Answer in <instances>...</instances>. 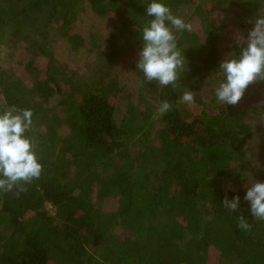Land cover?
<instances>
[{
    "label": "trees",
    "instance_id": "obj_1",
    "mask_svg": "<svg viewBox=\"0 0 264 264\" xmlns=\"http://www.w3.org/2000/svg\"><path fill=\"white\" fill-rule=\"evenodd\" d=\"M212 1L167 0L187 21L198 16L206 38L194 30L178 36L189 68L175 87H158L136 68L145 0H0V50L25 45L32 77L28 85L0 63V111L33 110L25 135L43 164L23 190L0 192V264H209L212 254L218 264H264V220L252 216L245 188L226 190L246 181L254 137L247 111L218 104L209 114L197 100L185 113L181 103L185 87L217 74L223 36L212 11L236 9L250 29L264 0ZM85 7L120 25L81 74L57 58L54 35L78 50L85 40L73 26ZM131 54L145 109L129 101L122 112L116 69ZM164 100L172 108L161 115ZM237 193L241 208L230 212L223 199ZM110 198L117 207L105 211L99 203Z\"/></svg>",
    "mask_w": 264,
    "mask_h": 264
},
{
    "label": "clouds",
    "instance_id": "obj_2",
    "mask_svg": "<svg viewBox=\"0 0 264 264\" xmlns=\"http://www.w3.org/2000/svg\"><path fill=\"white\" fill-rule=\"evenodd\" d=\"M144 3L145 16L149 19L139 29L142 46L136 68L147 82L154 81L158 87H175L189 68L184 48L178 45V36L192 31L193 25L184 15L174 13L167 0H145ZM247 22L252 27L242 34L243 41L238 35L236 47L213 72L220 76L214 87L215 98L225 106L237 105L252 83L264 81V3ZM185 89L181 102L191 104L194 92ZM171 108L172 104L164 100L157 111L163 115ZM33 116L31 108L10 106L0 111V192L23 190L24 184L42 174L43 164L33 147V139L25 135L33 126ZM230 189L231 184L226 185V190ZM244 200L252 216L264 220V180L246 182ZM222 206L230 212L239 211L240 195L237 193L231 198L226 195ZM238 227L247 231L251 224L241 215Z\"/></svg>",
    "mask_w": 264,
    "mask_h": 264
},
{
    "label": "rangeland",
    "instance_id": "obj_3",
    "mask_svg": "<svg viewBox=\"0 0 264 264\" xmlns=\"http://www.w3.org/2000/svg\"><path fill=\"white\" fill-rule=\"evenodd\" d=\"M203 6L211 3L212 0H201ZM191 11V10H189ZM236 9H229L225 6L215 8L210 14V19L216 27L222 32V40L220 43L221 57L220 61L227 58L231 53V48L236 45V38L242 34H246L248 29H244L239 25V18L236 17ZM190 16V13H189ZM188 22L193 25V30L196 31L202 39L206 38L204 33V25L198 16H192ZM120 20L111 16H99L94 14L89 7H85L79 19L73 26V33L79 34L84 40V44L78 49L74 50L66 38L54 35L56 39L55 54L57 58L69 66L73 71L81 74L95 61L96 52L101 47L105 46L106 40L110 33L119 27ZM30 60V54L25 45H20L15 48H3L0 50V63L12 75L23 78L26 84H32V77L27 71V64ZM135 56L133 54L127 56L120 61L116 71L119 74V80L124 86V91L119 96L120 110L124 112L127 108L128 102L138 104L141 110H144V102L139 100L140 80L134 70ZM220 79L219 74H214L205 77L195 89H190L194 93V100L192 103L198 102L206 109L209 114H216L219 112V105L214 95V87ZM153 101L152 97H148ZM182 103V102H181ZM185 106V113H190L193 104ZM238 108L247 111V122L254 131V137L250 143L252 157L247 164L248 171L246 172V181L235 180L231 182V189L238 190L245 188L246 182L254 180H264V83L260 80L252 83L246 91L245 96L241 101L235 105ZM197 113V112H195ZM156 118V115L154 116ZM100 207L105 211L114 210L117 207V200L110 198L99 203ZM47 209L51 214L57 215L58 210L51 204L47 205ZM121 236H128L122 230L118 231ZM209 264H218L217 255L212 254Z\"/></svg>",
    "mask_w": 264,
    "mask_h": 264
}]
</instances>
